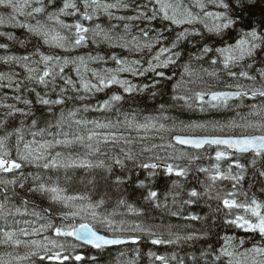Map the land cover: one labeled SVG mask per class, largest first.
Returning <instances> with one entry per match:
<instances>
[{"label":"snow or ice","instance_id":"obj_1","mask_svg":"<svg viewBox=\"0 0 264 264\" xmlns=\"http://www.w3.org/2000/svg\"><path fill=\"white\" fill-rule=\"evenodd\" d=\"M253 3L254 0H0V9L4 10L0 13V26L24 29L28 36L20 40L13 32L0 31V37L8 41L0 43V50L5 52L0 55V65L7 68L0 71V224L3 225L0 227V246L11 249L0 253V264H81L85 255L77 249L84 246L101 250L108 245H135L143 240L152 245L206 240L209 233L204 230L185 234V228L180 225L150 226L116 219V208L120 207L129 213L140 214L120 195L122 186L131 180L127 174L129 162L134 168L147 171V176L138 180L136 186L146 190L142 199L155 209L177 217L182 215L184 205H193L204 199L211 209L209 201L215 200L218 206L214 213L225 212V226L260 237L259 242L245 247V239L225 235L218 248L208 244L199 252V257L191 255L193 264H264V201L258 200L255 194L249 198L247 191H241L249 169H254L253 180L257 176L264 179V167H257L264 164V69L258 70L257 75L245 70L252 69L258 52H264V20L256 26L241 24L244 13L251 11ZM210 6L213 10H209ZM114 10L131 14L116 15ZM101 17L116 23L104 27L96 22ZM161 21L167 22L168 26L156 27L155 23ZM197 24L202 25L206 33L222 39L231 32H237V36L233 42L220 47L205 43L198 52L190 54L189 62L183 65L180 80L173 85V91L180 90L184 94L174 95L172 99L183 101L189 108L196 104L200 111L205 110L206 104L211 109L228 108L230 102L237 109L248 107L246 114L239 115V122L232 120L210 126L213 132L224 133L231 129L233 134H172L177 131V125L161 122L168 117L145 116L141 122L135 112L124 113L123 121L118 120L116 124L77 118L81 111L79 108H69L65 112L61 107L58 114L54 112L56 106H64L66 101H83L88 95L117 86L122 91L113 92L96 105V110H112L124 100V94L143 93L157 87L163 79L172 80L176 73L167 75L165 70L181 59L182 52L178 50L181 42L203 36L200 28L195 27ZM171 26L181 30L175 32L174 39L169 42L165 33L173 31ZM33 40L35 45L30 52L17 55L10 51L12 43L23 48ZM89 43L97 47L120 48L128 55L118 56L115 52L109 56L99 53L71 55ZM45 48L48 51L43 50ZM136 56L139 58H133ZM206 58L213 66L211 71L202 64L198 68L192 67L191 61L199 63ZM109 60L114 62L115 68L90 67L93 63L107 64ZM246 60L253 63L245 66L243 62ZM16 68L21 71H16ZM235 68L241 70L235 71ZM70 72L75 73V78ZM218 72L248 83L228 84L225 90L188 87L197 81L204 82L205 75L217 77ZM121 74H130L133 78H147L151 74V83L137 84ZM69 92L75 95H68ZM33 95L35 104L29 98ZM151 95L155 97L157 93L153 91ZM246 100L251 103L246 104ZM35 105L46 108L54 120H45V126L41 127ZM160 109L163 111V104ZM89 110V105L83 106V111ZM121 123L129 129H153L157 133H169L170 137L166 144H145V137L134 141L116 131L100 133L88 128L90 124L95 128H116ZM74 126L75 131L64 130ZM208 127L182 122L179 126L180 130H206ZM237 130L239 134H235ZM26 136L31 139H26ZM159 138L164 140L163 135ZM136 143L141 144L138 153L131 147ZM102 144L119 150L115 156L107 157ZM177 145L190 146L201 153L211 149L214 154L202 156L183 147L178 149ZM75 148H82L83 154L70 151ZM245 154L251 156L246 164L240 159ZM144 156H147V161L139 159ZM202 158L214 162L200 166L198 162ZM224 161H229L226 167H222ZM194 165L195 172L204 175V180H198L202 191L192 187L187 191L188 198L180 202L176 211H172L168 196L165 195L161 201L160 193L152 188L151 183L161 170L167 176L187 179ZM27 167L36 171L26 173ZM117 168L121 170L120 174H117ZM77 169L100 170L101 182L98 183L97 177L93 176L88 180L91 185L89 192L68 194V189L60 186L59 176L53 180L52 176L42 175L43 171L63 170L65 181H71L72 176L68 172ZM224 181L230 182V191L223 188ZM252 186L249 184V188ZM172 187L180 189L182 185L173 180ZM17 189L49 201L51 206L43 210L48 215L41 217L44 223L31 227V230L10 226V221L11 225L18 223L16 215L26 213L30 203L27 198L20 197ZM260 191L264 193V186ZM113 195L117 196L115 207L108 211ZM241 195L243 201L237 199ZM18 198L23 207L14 203ZM172 206H177L175 196ZM31 215L41 216L35 210ZM56 218L60 220L59 225L54 222ZM183 219L199 221L207 217L190 213ZM48 232L52 235H45ZM21 246L25 249L23 253L18 251ZM135 255L139 256L138 250ZM148 256L153 264H185L184 257L176 253L158 255L150 251ZM88 259L95 264L97 258L92 256ZM127 264H136V261L129 259Z\"/></svg>","mask_w":264,"mask_h":264},{"label":"trees","instance_id":"obj_2","mask_svg":"<svg viewBox=\"0 0 264 264\" xmlns=\"http://www.w3.org/2000/svg\"><path fill=\"white\" fill-rule=\"evenodd\" d=\"M111 2V0H109ZM4 10L0 9V13H2ZM115 11V10H114ZM116 15H129L131 13H126L123 11H115ZM23 19V18H21ZM262 20H264V0H254L253 5L251 6V11L244 13V19L241 21V24L243 26L252 25L256 26L259 24ZM69 22H71V19L69 18ZM97 23H100L104 27L110 26V23H116V21H109L106 17H101L99 20L96 21ZM143 26V25H141ZM156 27H164L168 26L167 22H156ZM173 28V31L171 33H165L168 36L169 42L174 39L175 32L181 30L179 28H176L175 26H171ZM195 27L200 28L201 32H203L202 37H190L188 40L181 42V45L179 47V51L182 52V57L178 61V63L174 66H171L169 69H166L167 75H172L173 72L176 73L175 76H173L172 80L163 79L161 80V83L150 90H147L143 93L134 94L132 96H129L127 94H124V100L118 103L114 109L112 110H96V105L98 102H102L104 99H107L109 96L113 94V92L122 91L118 89L117 86H113L111 89H106L103 92L95 93L94 95H88L85 100L79 101V100H71L66 101V104L64 106H56L54 108V112L56 114L59 113L61 110V107L64 108L65 112L69 108H79L81 111L78 113V118H83L86 120H102L105 121L103 123H106V121L111 120L112 124H116V119L121 118V116H124V113L135 112L137 113V118L139 120H143L145 116H166L169 119L166 121H175V123L178 124L176 133H196V134H222V135H231L233 134L231 129H226L224 133H220L219 131L213 132L212 128L210 127L212 124H226L229 121L237 120L239 122V115L240 114H246L249 109L246 106H243L239 109L235 107L232 102H230V106L228 108H218V109H211L208 107V105H205V110L200 111L199 107L196 106V104H193V107L189 108L187 107L183 101L180 100H173L172 97L174 95H183V91H173V85L176 84L179 81L180 73L182 72L183 65L187 62H189L190 54L196 53L199 51V48L203 46V44L207 43L210 46L220 47L224 43H230L233 42L234 38L237 36V32H231L227 37L221 38L212 34H208L204 31L202 25H195ZM0 31H7V32H13L15 36L20 40H25L28 38L27 33L24 29L21 28H12L11 26H0ZM238 31V30H237ZM135 33V29L133 30ZM8 42L5 38L0 37V43ZM35 45V40L32 41V44L26 45V47H20L18 44L12 43L10 45V51L13 53H16L17 55L24 54L26 52H30L33 50V46ZM45 51H48L47 48L43 49ZM112 52H115L118 56L124 55L127 56L128 53L124 52L120 48H109L107 45H102L100 47H97L96 45H92L89 43V45L85 48L79 49L76 52L71 53V55H86L87 53H92L93 55H96L97 53L109 56L112 54ZM5 54L3 50H0V55ZM133 58H139V56L133 57ZM145 58H147L145 56ZM244 65L248 63H253L252 60H246L243 62ZM198 64H202L203 67L208 66V68H212L213 66L210 65L209 60L206 58L205 60L197 63L196 61H191L192 67L197 68ZM205 64V65H204ZM92 66L96 68H104V67H115L116 65L112 61H108L107 64H99V63H93ZM219 68V66H216ZM206 68V67H205ZM264 69V52H258L255 57V62L253 63L252 69H245L250 72L251 75H257L258 70ZM7 68L4 65H0V71H6ZM235 71L241 70L240 68L233 69ZM16 71H21L19 68H16ZM67 71V70H66ZM73 77H75L74 72H70ZM133 78V77H131ZM259 79V77H258ZM213 80L214 83L218 85H228V84H234L237 82L247 84L248 81L246 80H233L231 78H228L227 75L224 72H218L217 77H215ZM134 83L137 84H143V83H151V74L145 78V77H135L133 78ZM39 90V89H38ZM156 92L157 95L153 97L151 95L152 92ZM11 94V93H10ZM83 94V93H81ZM2 95V93H0ZM68 95H75L74 93L69 92ZM30 99H33L35 104V97L30 96ZM52 98H55L53 96ZM11 102V101H9ZM246 104L251 103V101L245 102ZM164 105L163 111L160 109V105ZM89 105L90 110L85 112L83 111V106ZM21 107L23 105H20ZM119 109V111H116V109ZM36 112V118L40 121V126L43 127L44 121H53L54 117L48 115L46 108L41 107L40 105H35L34 108ZM99 121V122H100ZM205 124L209 125V127L204 129H184L180 130L179 126L181 124ZM94 126V125H93ZM99 129V128H97ZM109 129V128H104ZM235 134H239V131ZM30 137V136H26ZM189 152H192L194 154H200L202 156L207 154H214L211 153V149L208 150L206 153H201L199 151L195 150H187ZM115 156V155H113ZM112 157V156H107ZM100 159H106L105 156H99ZM93 159H96L94 157ZM139 159L147 161V158L145 157H139ZM241 163H247L248 160L251 159V156L248 154H245L241 156ZM214 161H209L207 159H201L198 164L200 166H209ZM229 161L222 162V167H226ZM128 169V175L131 176V180L126 184L122 186L120 195L124 196L127 201L133 206L139 210V215L136 213H129L126 208L120 207L116 208V211L118 215L116 216L117 220L124 219L128 222H143L148 225H161V224H171V225H180L185 228V234L187 232H191L193 230L195 231H208V237L206 240L202 241H195V242H189L187 244L181 243L178 245H152L146 240L141 241L138 244H126L123 246L118 247H111V248H104L101 250L93 249L89 246H84L83 248L77 249V251H82L85 255V260L81 262V264H92V261L89 260V257L95 256L96 262L95 264H127V261L129 259H135L136 264H153L152 258L148 256V253L155 252L158 255H171L172 253H176L178 256H182L185 259V264H193V262L190 259L191 255H196L199 257V252L206 248L208 244H212L214 247H219L222 243V237L225 235L234 236L237 238H243L246 240L245 247H250L252 243H257L260 240V237L258 235H254L251 233H246L242 229H237L234 227H228L225 226L223 223L225 212L222 210L219 213H214V210L218 206V202L213 200L209 201L211 203L212 208L209 209L207 207V204L204 199H200L198 203L193 205H184L182 210V215L173 217L169 215L167 211H164L162 209H155L153 206H151L147 201L142 199V196L146 194V190L142 188H137V181L140 179H144L147 176V171L141 170L138 168H134L132 164L129 162L127 165ZM257 167H264V164H258ZM36 169L32 167H27L25 169V172H35ZM120 169L117 168L116 172L117 174H120ZM235 171V169H234ZM253 171L254 169H249L248 173L246 175V178L243 182V187L241 191H247L248 197L251 198L253 194L257 197L258 200L264 201V193L260 191V188L264 186V179L257 178L253 180ZM100 170L93 169V170H69L68 175L72 176L71 181H65L64 179V171L60 170L59 172L53 171V172H47L43 171V176H52V179L55 180L57 176L60 178V186L65 187L68 189V194H74L76 192L84 193L89 192L91 190V185L88 184V180H90L93 176L97 177V182L100 183L99 179ZM81 179H83V182H81ZM177 180L179 184L182 185V188L180 189H173L172 187V181ZM198 180H204L203 174H197L195 172V165L193 166L192 173L188 176L187 179L184 178H178L175 175L167 176L163 173V171H158L154 181H152L151 186L154 190H157L160 193V199L163 201L164 196H168V203L169 208L172 211H176L177 208L180 206V202L187 199V191L190 190L192 187H196L198 191H202L201 185L198 183ZM30 183V181H29ZM249 184H252L253 186L249 188ZM219 185V182H218ZM225 191L231 190L230 182L224 181L222 184ZM17 191L20 193V197L27 198L30 203L28 205V210L26 213L18 214L15 217V220L18 221L15 225L17 228L20 227H28L29 230H31V227L33 226H39V224L44 223L45 220L41 217H45L48 214L44 213L45 208H49L51 205L49 201L42 196L39 195H33L31 193H28L26 190H20L17 189ZM179 192V195L177 196L176 193ZM175 196L177 200V206H172V199ZM117 199L116 195H113L112 201L108 205V211H111L115 207V201ZM238 200L243 201L244 197L238 196ZM14 203L17 206H21L20 199H16ZM55 208H59V206H54ZM33 210L39 212L41 214L40 217L33 216L31 213ZM242 211V210H241ZM192 214H197L202 217H207V219H202L199 221H190V220H184L183 217ZM235 214V210L234 213ZM53 216H55V213H53ZM27 221V223H25ZM57 225L60 224V220L58 218L54 221ZM3 225L0 224V227ZM100 231H104L103 229H100ZM45 235H52L51 232L45 233ZM63 239V238H62ZM72 238H69L71 240ZM10 248H7L5 246H0V253L10 251ZM139 251V256H136V251ZM21 253L25 251L23 246L18 249ZM120 253H124L125 255L121 256ZM46 264H56V262H46ZM156 264H159V262H156Z\"/></svg>","mask_w":264,"mask_h":264},{"label":"rangeland","instance_id":"obj_3","mask_svg":"<svg viewBox=\"0 0 264 264\" xmlns=\"http://www.w3.org/2000/svg\"><path fill=\"white\" fill-rule=\"evenodd\" d=\"M209 10H213L211 8V6L209 7ZM201 64H198L197 68L200 66ZM205 65V64H204ZM90 67H93V68H96L94 66H92L90 64ZM116 67V66H115ZM115 67H112V68H115ZM206 68H208V66H205ZM210 71L212 70V68H208ZM75 74V73H74ZM122 76H126L128 79H131L133 81V78H131L130 74H121ZM75 78V77H74ZM90 78V77H89ZM180 78V77H179ZM215 77H208L207 75L204 76V82H201V81H197L193 84H189L188 87L190 88H194L196 90H200V89H211V90H215V89H221V87L223 86H219L217 85L216 83H214L213 80ZM185 79H187V77H185ZM180 80V79H179ZM134 82V81H133ZM224 88V87H223ZM78 118V117H77ZM124 119V116H121V118H118L116 119V122L119 120V121H123ZM100 121V120H98ZM101 123L105 122V121H100ZM108 122H111V120L109 121H106V123ZM141 122H143V120H141ZM161 122H164L166 124H168L169 126H171L173 123H175V121L173 120H169V121H166V120H162ZM177 126L178 124L175 123ZM187 124V123H186ZM189 124V123H188ZM196 124V123H194ZM88 128L89 129H92L96 132H100V133H105V132H109V131H116L118 134L122 133L124 136L126 137H130L131 139H133L134 141H139L141 139V137H145L146 139L144 140V143L145 144H151V143H156V144H166V142L168 141L169 137H170V134L169 133H157L155 130L153 129H149V130H144V129H129L127 127H125L122 123L120 125H118L116 128H109V129H104V128H95V126L93 125H88ZM65 131H75V126L73 127V129H68L67 127H65L64 129ZM178 130V129H177ZM176 133V131L174 132ZM173 134V133H172ZM160 135H163L164 136V140H160ZM26 139H31V137H26ZM122 143V142H121ZM102 147V151H104L105 153L107 154H110V155H116V153L118 152V148H112L111 145H101ZM133 148V151L135 152H139V149L141 147V144L140 143H136L134 144L133 146H131ZM177 148H181L179 146H177ZM70 151H74V152H80L81 154H83V149L82 148H75V149H70ZM168 151H171V149H168ZM122 155V154H121ZM145 158H147V156H144ZM94 158V157H93ZM92 158V159H93ZM95 160V159H93ZM36 238H39V237H36ZM59 240H63L62 238H57Z\"/></svg>","mask_w":264,"mask_h":264},{"label":"water","instance_id":"obj_4","mask_svg":"<svg viewBox=\"0 0 264 264\" xmlns=\"http://www.w3.org/2000/svg\"><path fill=\"white\" fill-rule=\"evenodd\" d=\"M206 99H208V98H206ZM183 147H190V146H183ZM191 148V147H190ZM116 246H120V245H108V246H106L107 248H111V247H116Z\"/></svg>","mask_w":264,"mask_h":264}]
</instances>
